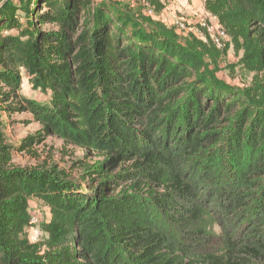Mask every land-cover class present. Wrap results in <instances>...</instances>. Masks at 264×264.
Listing matches in <instances>:
<instances>
[{
  "label": "trees",
  "instance_id": "obj_1",
  "mask_svg": "<svg viewBox=\"0 0 264 264\" xmlns=\"http://www.w3.org/2000/svg\"><path fill=\"white\" fill-rule=\"evenodd\" d=\"M204 8L229 38L223 51L206 31L181 41L108 2L3 3L0 264H264V0ZM231 47L249 87L210 70ZM23 72L48 101L20 97ZM4 113L41 129L8 145ZM52 136L99 154L82 175L96 185L12 165ZM31 200L51 212L45 252L28 243Z\"/></svg>",
  "mask_w": 264,
  "mask_h": 264
},
{
  "label": "rangeland",
  "instance_id": "obj_2",
  "mask_svg": "<svg viewBox=\"0 0 264 264\" xmlns=\"http://www.w3.org/2000/svg\"><path fill=\"white\" fill-rule=\"evenodd\" d=\"M5 1L0 0V7ZM98 1L100 3L108 2L123 11H128L142 25L147 26L151 21L159 22L168 28H173L181 41H184L190 35L205 40L203 31L211 35L222 51L225 44L229 41L228 36L225 35L218 22L216 20L212 21L210 19L211 16L206 12L204 8L206 0H197L196 2H201L196 4L197 7L192 3L187 4V8L196 12L197 15L192 12L187 16L186 23L180 22V25H177V22L182 18L181 11L185 8L182 0H160L165 4V9L161 12H156L153 17L147 14L146 7L144 6L145 0ZM241 58L242 56L236 55L233 47H231L226 54L221 55L216 68L210 67L215 76L214 78L235 89L249 87L254 74L243 67L240 63ZM22 77V86L18 93L20 97L37 103L49 100V93L36 88L26 72L22 73ZM2 118L5 123L4 135L8 145L18 146L23 140L34 136L41 129L40 125L34 122L29 113H16L13 115L4 113ZM99 157L96 151L82 149L64 139L52 136L40 145L26 148L24 152L14 153L12 155V165L15 168L27 170H50L57 168L71 182L77 183L87 189L90 184L96 185L97 183L91 182L88 176L82 178V175L86 173V167L100 161ZM29 215L30 227L26 230L28 243L36 245L38 251L45 252L54 244L53 240L56 239H52V235L47 229L51 222L50 209L39 200H31ZM250 226L248 225L245 230H249ZM216 231L219 232V228L216 227Z\"/></svg>",
  "mask_w": 264,
  "mask_h": 264
},
{
  "label": "built area",
  "instance_id": "obj_3",
  "mask_svg": "<svg viewBox=\"0 0 264 264\" xmlns=\"http://www.w3.org/2000/svg\"><path fill=\"white\" fill-rule=\"evenodd\" d=\"M193 1H196V0H193ZM144 6L146 7V10H147V14L150 16V17H153L155 14H156V11L155 9L145 0L144 1ZM193 12V14H196V12H194L193 10H189V8H184L182 11H181V14H182V18L177 22V25H180V22L182 23H186V20H187V16L189 14H191ZM36 240V239H35Z\"/></svg>",
  "mask_w": 264,
  "mask_h": 264
},
{
  "label": "crops",
  "instance_id": "obj_4",
  "mask_svg": "<svg viewBox=\"0 0 264 264\" xmlns=\"http://www.w3.org/2000/svg\"><path fill=\"white\" fill-rule=\"evenodd\" d=\"M197 1V0H196ZM196 1H192V0H182V2L184 3V6H185V8H187V4H190V3H192V4H195V6L197 7V5L196 4H199V3H201V2H196ZM200 9V8H199ZM208 15V14H207ZM209 16V15H208ZM210 19L212 20V21H215L216 19L215 18H212V17H210ZM217 21V20H216Z\"/></svg>",
  "mask_w": 264,
  "mask_h": 264
}]
</instances>
